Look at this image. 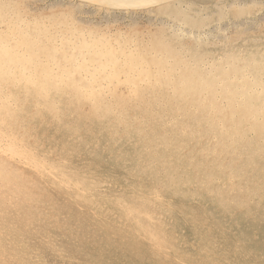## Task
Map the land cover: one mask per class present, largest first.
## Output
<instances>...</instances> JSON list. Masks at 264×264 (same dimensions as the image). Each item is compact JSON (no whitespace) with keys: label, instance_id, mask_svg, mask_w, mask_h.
I'll return each mask as SVG.
<instances>
[{"label":"rangeland","instance_id":"obj_1","mask_svg":"<svg viewBox=\"0 0 264 264\" xmlns=\"http://www.w3.org/2000/svg\"><path fill=\"white\" fill-rule=\"evenodd\" d=\"M41 1L38 7L45 12L67 7L66 0ZM185 1L156 0L141 8L135 21L123 14L125 6L118 7L112 15L96 13L92 22L113 33L139 29L145 43L158 35L187 60L192 59L189 47L209 54L231 43L242 54L253 52L254 43L264 48V0ZM138 2L144 1L132 4ZM215 61L207 59L206 66ZM11 88L22 100L18 107H28L24 90L6 86ZM135 88L129 89L133 99ZM53 120L43 124L22 119L17 126L0 121V129L27 149L20 158L0 149V264H264V204L258 198L223 210L211 200L239 205L245 191L215 181L202 196L196 169L173 151L159 162L143 155L139 144L120 141L111 145V152L106 133L86 144L77 135H65ZM172 124L170 135L183 132ZM134 149L135 156L123 155ZM210 164L200 162L198 172H207Z\"/></svg>","mask_w":264,"mask_h":264},{"label":"bare ground","instance_id":"obj_2","mask_svg":"<svg viewBox=\"0 0 264 264\" xmlns=\"http://www.w3.org/2000/svg\"><path fill=\"white\" fill-rule=\"evenodd\" d=\"M39 1L0 0V121L17 126L22 119L43 124L54 119L65 135L79 136L78 142L88 144L106 133L109 151L113 143H137L143 155L159 162L171 150L196 169L202 196L215 181L245 191L239 205L211 200L223 210L233 211L257 198L264 204V48L254 43L253 52L242 54L231 43L212 55L189 47L192 59L187 60L158 35L145 43L139 29L113 33L92 22L96 13L112 15L124 6L123 14L135 21L143 13L140 9L156 0H66L65 9L51 12L42 11ZM210 58L216 60L213 67L206 66ZM8 85L24 90L28 107H18L22 100L12 88L6 90ZM131 87L138 90L135 99ZM170 124L183 132L170 135ZM6 132L0 129L2 153L19 157L27 151ZM136 153L134 149L123 155ZM204 160L211 164L205 166L207 172H198Z\"/></svg>","mask_w":264,"mask_h":264}]
</instances>
